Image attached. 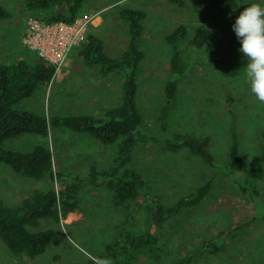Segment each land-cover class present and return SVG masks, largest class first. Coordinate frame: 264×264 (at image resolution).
Returning <instances> with one entry per match:
<instances>
[{
	"label": "rangeland",
	"instance_id": "1",
	"mask_svg": "<svg viewBox=\"0 0 264 264\" xmlns=\"http://www.w3.org/2000/svg\"><path fill=\"white\" fill-rule=\"evenodd\" d=\"M25 1L0 0L10 12L8 18L0 19V61L10 62L21 56L34 58L36 51L22 44L26 22L33 17L26 10ZM252 2L257 0H237L234 13L224 17L203 0H187L185 6L170 0H86L79 16H100L97 29L90 25L87 32L102 38L112 57L122 52L128 40L127 24L120 9L135 7L147 13L140 41L144 60L136 78L142 129L147 133L163 134L157 113L164 101V82L169 78L171 48L165 34L178 24L188 26L189 34L180 45L183 57L194 64L179 78L177 100L166 118L167 127L169 132L208 136L219 168H210L185 150L170 152L161 145L138 147L130 163L150 180L152 194L164 203H174L202 182L211 181L212 187L201 203L167 219L161 226L160 258L139 249L119 252L112 264H175L190 250L196 255L189 264H264V172L257 181L260 194L256 204L244 188L220 169L227 163L232 125L239 134L240 152L250 166H255L260 154L264 104L251 94L242 70L245 62L238 51L240 42L232 29L242 4ZM258 2L264 6V0ZM200 23L211 30L201 49L188 43L194 27ZM83 46L70 51L67 59L74 58L73 66L57 68L48 85L38 84L33 96L17 107L49 118L54 114L98 115L104 108L117 104L121 78L113 73L104 76L98 67L86 64L79 54ZM38 142L52 150L56 172H83L89 164L107 166L115 156L113 145H104L91 135L63 127L50 129L44 137L25 134L10 138L5 147L27 150ZM241 180L248 184L246 175H241ZM49 185L56 190L61 186L58 179L26 178L0 163V195L8 204L17 205L34 188ZM144 201L147 203L148 198ZM78 202L79 209L59 222L43 221L55 230V236L41 256H17L0 240V264H73L97 256L105 244L120 238L122 230L149 228L146 212L116 206L111 192L103 186L83 182ZM223 230H230V234L217 236ZM206 240H213L215 245H206Z\"/></svg>",
	"mask_w": 264,
	"mask_h": 264
},
{
	"label": "trees",
	"instance_id": "2",
	"mask_svg": "<svg viewBox=\"0 0 264 264\" xmlns=\"http://www.w3.org/2000/svg\"><path fill=\"white\" fill-rule=\"evenodd\" d=\"M178 6H185L187 0H170ZM219 15L227 17L237 8V0H203ZM86 0H26L29 13L46 22L73 21L81 14ZM147 13L135 7H123L120 16L128 28V40L122 52L112 57L104 47L102 38L87 32L86 41L79 51L86 64L96 66L102 75L116 74L122 80L120 99L117 104L103 109L98 115L85 113L54 114L47 117L43 113L17 107L25 98L33 96L38 84L48 85L57 68L37 52L34 58L18 57L10 62L0 61V163L8 165L12 171L31 179H58L60 189L52 185L47 188H34L24 196L19 204H8L0 195V240L11 253L31 259L41 256L54 239L55 230L44 225L45 219L59 222L68 213L79 209L78 196L83 182L103 186L111 192L112 202L125 210L135 209L146 212L149 228L145 231L122 230L118 240L105 244L95 257L73 264H100L102 260L117 261L119 252L147 250L153 258H160V232L164 222L184 210L201 203L209 193L212 182L200 183L195 190L182 195L174 203L166 204L152 194L150 180L130 163L137 148L148 145H161L170 152L185 150L198 156L207 166L219 169L217 159L210 151V138L189 132H169L166 118L175 104L178 81L187 73L194 62L182 54L180 41L189 34L186 24H178L165 34L171 48L168 63L169 78L163 85V103L157 113L159 133H147L142 129V115L138 108L137 70L144 60L140 48L143 34V20ZM10 12L0 3V19L8 18ZM211 36L210 28L197 24L188 43L203 48ZM245 62V61H244ZM234 117V116H233ZM67 128L74 132L86 133L104 145L115 147L113 162L107 166L89 164L83 172H56L53 169L52 150L44 143H35L30 149L6 148V140L25 134H49L50 129ZM262 143L255 166H250L239 148V134L233 125L230 127V143L227 151L225 174L238 186L244 188L257 204L259 199L258 180L264 172V128ZM246 175L244 184L241 175ZM148 198V201H144ZM149 198H151L149 200ZM230 234L223 230L217 236ZM204 243L210 247L213 240ZM197 251V248H194ZM196 255L188 251L178 258L175 264H189Z\"/></svg>",
	"mask_w": 264,
	"mask_h": 264
},
{
	"label": "built area",
	"instance_id": "3",
	"mask_svg": "<svg viewBox=\"0 0 264 264\" xmlns=\"http://www.w3.org/2000/svg\"><path fill=\"white\" fill-rule=\"evenodd\" d=\"M97 17L99 15L78 16L70 22H46L34 16L29 17L22 35V44L60 68L73 48L85 44L87 31Z\"/></svg>",
	"mask_w": 264,
	"mask_h": 264
},
{
	"label": "clouds",
	"instance_id": "4",
	"mask_svg": "<svg viewBox=\"0 0 264 264\" xmlns=\"http://www.w3.org/2000/svg\"><path fill=\"white\" fill-rule=\"evenodd\" d=\"M242 5L232 29L240 42L238 51L245 61L242 70L251 94L264 104V6L258 0ZM100 264H111V261L102 260Z\"/></svg>",
	"mask_w": 264,
	"mask_h": 264
},
{
	"label": "crops",
	"instance_id": "5",
	"mask_svg": "<svg viewBox=\"0 0 264 264\" xmlns=\"http://www.w3.org/2000/svg\"><path fill=\"white\" fill-rule=\"evenodd\" d=\"M100 17V16H99ZM99 17H97V18H95V20H94V23L93 24H91V29L92 28H96L97 29V26H98V24H99ZM96 34V33H95ZM125 48V47H124ZM123 48V49H124ZM74 58H72V59H66V61H65V64L63 65V66H66L67 64H70V65H72L73 66V63L75 62V60H73ZM70 65H68V66H70Z\"/></svg>",
	"mask_w": 264,
	"mask_h": 264
}]
</instances>
